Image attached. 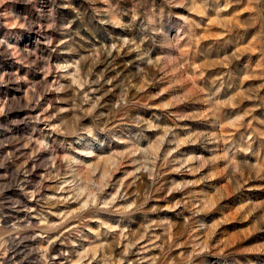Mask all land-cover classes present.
I'll return each mask as SVG.
<instances>
[{
	"label": "rangeland",
	"instance_id": "1",
	"mask_svg": "<svg viewBox=\"0 0 264 264\" xmlns=\"http://www.w3.org/2000/svg\"><path fill=\"white\" fill-rule=\"evenodd\" d=\"M0 264H264V0H0Z\"/></svg>",
	"mask_w": 264,
	"mask_h": 264
}]
</instances>
